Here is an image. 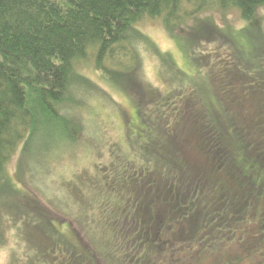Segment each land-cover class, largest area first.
I'll return each instance as SVG.
<instances>
[{"label":"trees","instance_id":"trees-1","mask_svg":"<svg viewBox=\"0 0 264 264\" xmlns=\"http://www.w3.org/2000/svg\"><path fill=\"white\" fill-rule=\"evenodd\" d=\"M233 9L264 21V0H0V248L21 239L25 258L14 264L264 262V79L251 76L234 40L215 33V50L201 55L213 115L192 86L137 80L144 53L162 52L140 23L160 19L174 33L197 15ZM90 62L146 101L135 116L142 157L127 135L118 142L95 125L96 162L56 188L58 145L74 157L92 99L115 104L82 72ZM102 141L113 142L110 156ZM15 155L19 176L30 172L32 189L62 206L65 227L9 180Z\"/></svg>","mask_w":264,"mask_h":264},{"label":"rangeland","instance_id":"rangeland-1","mask_svg":"<svg viewBox=\"0 0 264 264\" xmlns=\"http://www.w3.org/2000/svg\"><path fill=\"white\" fill-rule=\"evenodd\" d=\"M256 17L250 21L244 20L239 9L208 12L190 19L174 33H170L160 19H148L140 23L138 27L151 36L152 40L161 49L162 54H152L150 57L148 53H144V71L143 73L142 70L140 71L137 80L141 82V85L143 83L152 84L154 87L161 89L165 88V83L169 87L192 86L213 115L214 111L210 108V103L217 106V102L211 93L208 79L209 73H207V69L203 65L201 55L204 52H213L215 50L216 42L212 40V35L215 36V33L225 34L234 40L237 54L243 63L246 64L251 76L264 79V21L258 23ZM258 17L263 20L264 11L260 12ZM94 68V65L90 62L84 65L81 70L86 76L100 84L113 98L115 104L109 103L102 98L92 99V108L89 111L87 109L80 120V123L87 130L78 145L79 149L74 157L69 156V153L61 154L60 148L62 145H58L57 151L51 160L53 164L51 167L54 168V173L50 177V185L56 188L64 187L62 186V181H64V184L68 183V181L75 183L77 180L75 178L71 179L70 176L80 171L77 167L82 169L96 162L95 156L90 155L91 150L99 153L95 148L99 144V136L96 135L94 129L95 125L101 128L98 132L105 130L111 139L118 142L122 140L121 136L123 134L124 136L127 135L132 142L131 144L137 150V153L135 150L133 151L136 153L135 157L137 159L142 157V152L138 151L139 146L142 145V126L139 121H136L135 116L138 114L136 112L139 107H142V103L146 104V101L141 102V100H138V97L142 95L139 92L137 93V91L134 94L131 90L119 89ZM147 104L152 107L149 102ZM218 115H220L219 111ZM55 139V143L61 140L58 137H55ZM111 143L113 142L102 141L101 148L98 149L103 153H108L107 156H110V148L113 150L110 147ZM127 147L129 148V146ZM18 161L19 156L15 155L7 166V177L9 180L15 184L20 192L23 191L30 194L32 199L37 200V204L34 201L35 205L44 208H42L44 212L52 217V224H59L61 227H65L67 222L62 219H65V215L60 212L62 211V206L56 202H46L43 196H40L36 190L32 189V183L27 180L31 175L30 172H25L26 176H19ZM64 170L67 171L66 174ZM35 176H37L36 179L39 180L43 190L52 195L50 187L45 183L47 179L41 177L44 175L36 174ZM37 216L43 217L41 214ZM42 220L44 223L53 226L48 223L50 219L43 217ZM20 240L17 241V238L12 236L8 247L0 248V264H14L15 255H18L21 259L25 258L23 251L18 249L21 246ZM12 248H15L17 252L12 251ZM257 249H260V246ZM256 264H264V262L258 261Z\"/></svg>","mask_w":264,"mask_h":264}]
</instances>
